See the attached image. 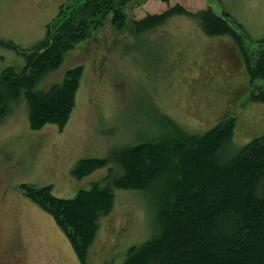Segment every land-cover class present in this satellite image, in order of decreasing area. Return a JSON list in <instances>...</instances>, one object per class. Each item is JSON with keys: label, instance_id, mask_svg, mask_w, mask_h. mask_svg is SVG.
I'll return each instance as SVG.
<instances>
[{"label": "rangeland", "instance_id": "374dc122", "mask_svg": "<svg viewBox=\"0 0 264 264\" xmlns=\"http://www.w3.org/2000/svg\"><path fill=\"white\" fill-rule=\"evenodd\" d=\"M70 3L77 2L0 0V76L7 68H23L25 53L44 40L47 26ZM176 5L193 14L207 7L218 14L224 9L244 26L253 52L256 41L264 39V0H133L127 9L138 20ZM111 18L34 89L46 93L67 71L83 67L75 106L62 128L51 123L34 130L26 95L0 119V264H81L62 228L22 185L52 186L53 195L62 199H72L94 183L111 185V170L122 174L112 163L82 179L73 169L84 158L105 159L124 145L158 136L165 120L202 134L223 113L232 114L238 145L264 131V105L250 99L251 90L238 94L247 77L229 37L205 35L187 15L173 16L140 36L128 27L115 30ZM113 193L112 210L99 220L86 264H123L128 248L143 244L153 233L151 197L139 190Z\"/></svg>", "mask_w": 264, "mask_h": 264}, {"label": "trees", "instance_id": "16d2710c", "mask_svg": "<svg viewBox=\"0 0 264 264\" xmlns=\"http://www.w3.org/2000/svg\"><path fill=\"white\" fill-rule=\"evenodd\" d=\"M132 1L76 0L74 5L63 6L47 26L44 40L25 53L23 68L10 67L1 74L0 119L26 95L34 130L51 123L62 128L75 106L83 67L67 71L63 81L46 93L37 94L34 89L46 74L63 65L77 44L103 29L109 16L115 30L128 27L136 36L164 25L173 16L187 15L199 22L205 35L229 37L247 77L239 84L238 94L251 90L250 99L264 105V39L256 41L258 48L251 51L248 32L224 9L218 14L207 7L193 14L176 5L137 20L128 10ZM5 46L16 48L14 43ZM256 81L262 84L254 87ZM231 115L223 113L202 134H190L176 122L165 120L162 133L154 138L124 145L105 159L80 160L73 169L78 179L108 163L122 174L111 170L107 178L111 185L94 183L72 199L57 198L52 186L24 184L21 189L52 215L81 264L87 263L99 220L112 210L113 189L147 193L154 210L151 237L128 248L123 264H264V131L238 145L234 141L237 119Z\"/></svg>", "mask_w": 264, "mask_h": 264}]
</instances>
